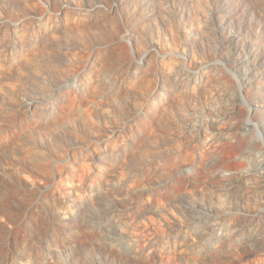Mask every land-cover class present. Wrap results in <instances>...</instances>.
I'll return each mask as SVG.
<instances>
[{"label":"rangeland","instance_id":"obj_1","mask_svg":"<svg viewBox=\"0 0 264 264\" xmlns=\"http://www.w3.org/2000/svg\"><path fill=\"white\" fill-rule=\"evenodd\" d=\"M260 129L264 0H0V264H264Z\"/></svg>","mask_w":264,"mask_h":264},{"label":"bare ground","instance_id":"obj_2","mask_svg":"<svg viewBox=\"0 0 264 264\" xmlns=\"http://www.w3.org/2000/svg\"><path fill=\"white\" fill-rule=\"evenodd\" d=\"M248 124L257 126V124L255 122H253L251 119L249 120ZM259 136L261 139H264V133L261 129L259 130Z\"/></svg>","mask_w":264,"mask_h":264}]
</instances>
